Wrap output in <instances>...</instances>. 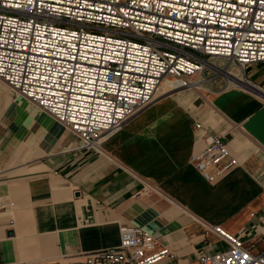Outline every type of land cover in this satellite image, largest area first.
<instances>
[{
    "label": "crops",
    "instance_id": "crops-1",
    "mask_svg": "<svg viewBox=\"0 0 264 264\" xmlns=\"http://www.w3.org/2000/svg\"><path fill=\"white\" fill-rule=\"evenodd\" d=\"M245 77L163 93L95 150L0 80V264L83 261L119 245L124 224L169 247L171 264L226 249L215 225L263 248L264 61ZM204 130L224 134L238 160L213 181L191 161Z\"/></svg>",
    "mask_w": 264,
    "mask_h": 264
},
{
    "label": "built area",
    "instance_id": "built-area-1",
    "mask_svg": "<svg viewBox=\"0 0 264 264\" xmlns=\"http://www.w3.org/2000/svg\"><path fill=\"white\" fill-rule=\"evenodd\" d=\"M259 61L264 0H0V80L62 123L87 150L98 149L105 134L152 104L165 80L174 83L172 92L211 90L220 77L228 87L248 81L245 69ZM202 141L191 161L206 179L216 180L238 163L228 159L224 134L204 130ZM211 229L227 248L198 251L201 264H264V246L254 251L224 227ZM119 233V245L72 264L175 259L139 226L121 225Z\"/></svg>",
    "mask_w": 264,
    "mask_h": 264
},
{
    "label": "bare ground",
    "instance_id": "bare-ground-1",
    "mask_svg": "<svg viewBox=\"0 0 264 264\" xmlns=\"http://www.w3.org/2000/svg\"><path fill=\"white\" fill-rule=\"evenodd\" d=\"M165 83H167V81H166ZM165 83H163L162 85H160V87L162 86L161 89H163V90H159V89H160V88H159L158 91H157V93H156V95L159 96V95H161V94H163V93L165 94L166 92H169V91L173 88V87H172V88H170V87H168V88L165 87ZM238 86H239V85H238ZM176 89L179 90V89H185V88H176ZM189 89H193V88H189Z\"/></svg>",
    "mask_w": 264,
    "mask_h": 264
},
{
    "label": "rangeland",
    "instance_id": "rangeland-1",
    "mask_svg": "<svg viewBox=\"0 0 264 264\" xmlns=\"http://www.w3.org/2000/svg\"><path fill=\"white\" fill-rule=\"evenodd\" d=\"M166 81H167V83H165ZM163 83H165V87H167V88H168V87L172 88V87H173V84H174V83L171 82L170 80H165ZM163 83H162V84H163ZM162 84H161V85H162ZM159 88H160L159 90H163V89H161L162 86L159 87ZM193 90H194V89H193ZM169 92H172V91H169ZM166 93H167V92H166ZM156 96H157V95H156ZM159 96H160V95H159Z\"/></svg>",
    "mask_w": 264,
    "mask_h": 264
}]
</instances>
